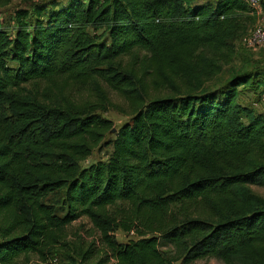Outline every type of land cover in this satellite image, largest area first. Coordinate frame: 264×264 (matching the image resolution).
Returning <instances> with one entry per match:
<instances>
[{"label":"trees","instance_id":"1","mask_svg":"<svg viewBox=\"0 0 264 264\" xmlns=\"http://www.w3.org/2000/svg\"><path fill=\"white\" fill-rule=\"evenodd\" d=\"M45 2L32 1L31 24L15 13L13 37L0 30V264H46L82 217L107 264H264V198L251 189L264 187V118L235 103L258 73L208 87L257 21L248 6ZM110 93L132 113L114 132L96 113ZM103 144L107 161L80 169ZM60 190L64 217L43 203ZM117 229L137 240L118 244Z\"/></svg>","mask_w":264,"mask_h":264},{"label":"rangeland","instance_id":"2","mask_svg":"<svg viewBox=\"0 0 264 264\" xmlns=\"http://www.w3.org/2000/svg\"><path fill=\"white\" fill-rule=\"evenodd\" d=\"M52 0H46L42 6L46 7ZM57 7L64 6L68 0H55ZM215 0H197V4H213ZM34 4L32 0H11V2L4 7H0V30L6 32L10 37H13L16 29L15 13L18 10H28L30 12L29 24L32 22ZM264 11V7L262 8ZM264 20V14H263ZM253 32V27H250L241 40L235 43V55L232 62L223 67L222 74L216 78L212 83L208 85L210 88H215L225 81L229 76L236 71L238 73H250L251 71H257L258 77L252 79L247 86L237 89L238 97L235 101L236 105L241 109L250 111L253 116H261L264 118V45L258 48H250L246 44L247 37ZM90 37H96L99 41H105L106 38H102L101 31L96 34L92 30H87ZM143 56V55H141ZM128 61V59H124ZM13 66V64H9ZM79 94V93H78ZM80 97H87L85 91H81ZM109 101L111 107L105 111H97L96 113L102 119L111 122L112 132L118 130L122 125L129 123L132 118L131 109L120 97L112 93L109 94ZM243 123L247 124V121L242 114ZM112 138L107 139L110 143ZM112 153V147L106 144L101 145L98 149L93 151L91 156L85 161L79 164L80 169H87L92 165H96L102 162H106ZM251 189L254 193L264 198V187L252 186ZM65 190L54 191L47 194L43 203L50 207L54 212L64 217L66 214L65 205ZM113 238L118 244H127L130 241L137 240V237L133 233H125L119 229L113 233ZM1 239V237H0ZM62 245L55 249L49 257L46 264H107L106 258L99 245L98 235L92 227L89 220L85 217L78 219L71 223L65 229V239L61 242ZM94 248L91 250L93 254L86 255L91 246ZM166 251V249H163ZM104 252V251H103ZM29 264H43L31 258ZM191 264H224L216 257L210 256Z\"/></svg>","mask_w":264,"mask_h":264},{"label":"built area","instance_id":"3","mask_svg":"<svg viewBox=\"0 0 264 264\" xmlns=\"http://www.w3.org/2000/svg\"><path fill=\"white\" fill-rule=\"evenodd\" d=\"M34 2H42L44 0H32ZM249 8L252 15L256 16V23L253 26V32L247 37L246 44L250 48H258L264 45V20L262 10V0H241Z\"/></svg>","mask_w":264,"mask_h":264},{"label":"water","instance_id":"4","mask_svg":"<svg viewBox=\"0 0 264 264\" xmlns=\"http://www.w3.org/2000/svg\"><path fill=\"white\" fill-rule=\"evenodd\" d=\"M115 130H113V132H114Z\"/></svg>","mask_w":264,"mask_h":264}]
</instances>
